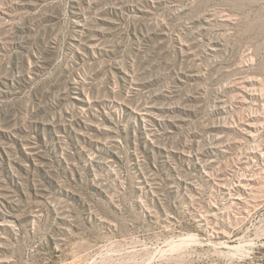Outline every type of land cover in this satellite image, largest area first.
Segmentation results:
<instances>
[{
	"label": "rangeland",
	"instance_id": "1",
	"mask_svg": "<svg viewBox=\"0 0 264 264\" xmlns=\"http://www.w3.org/2000/svg\"><path fill=\"white\" fill-rule=\"evenodd\" d=\"M0 264H264V0H0Z\"/></svg>",
	"mask_w": 264,
	"mask_h": 264
}]
</instances>
